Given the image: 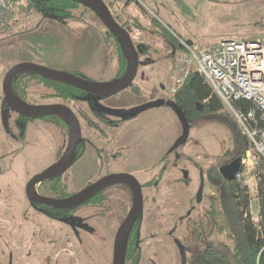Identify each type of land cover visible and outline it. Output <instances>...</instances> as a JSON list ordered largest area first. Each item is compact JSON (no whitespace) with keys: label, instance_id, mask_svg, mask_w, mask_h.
<instances>
[{"label":"rangeland","instance_id":"1","mask_svg":"<svg viewBox=\"0 0 264 264\" xmlns=\"http://www.w3.org/2000/svg\"><path fill=\"white\" fill-rule=\"evenodd\" d=\"M103 1L113 14L118 15L135 46L139 40L149 46L146 55H139V66L134 81L116 98L126 100L125 105L129 106L128 101H135L131 94L134 85L140 86L141 89L137 97L147 93L149 95L154 89L159 96L162 95L159 98V106L145 112L137 113L133 108H124L128 113L125 110L123 116L134 115V120L111 133V136L116 138L112 143L120 145L118 151L122 152L119 163L115 164L116 169L133 170L146 180L163 169L160 161L162 158L168 159L163 165L165 164L164 168L169 174L164 175L158 182V192L155 193L153 188L144 190L147 197H157L151 202L152 213L147 223L143 224V229L147 231V236L157 237L158 241L150 246L142 243L140 264H180L175 239H181L184 221L183 225L177 221L179 218L184 220L190 213L197 220L202 219L208 207V201L203 197L210 193V190L205 188L200 204L197 200L192 201L193 206L189 203L196 192L199 169L220 164L224 154L231 148V142L225 126L216 122H198L189 130L185 142L175 150H170V146L181 135L182 127L176 115L170 109L162 107L167 97L166 91H163L160 85L163 84L167 88L173 86L176 59L168 56L170 49L166 46L163 49L161 43L167 45L165 39L169 35L168 31L201 47L231 38L245 41L264 40V0H141L142 4L134 1L126 5L125 14L122 15L118 14L111 0ZM24 6L22 2L17 5L7 24L8 28L0 32V263L111 264V244L116 225L112 228L108 244L110 246H100L91 236L102 238V235L89 229L86 215L69 214L65 216L67 224H64L54 219L52 221L42 211L37 212L28 201L25 193L27 182L56 161L64 146H68L67 137L66 133L52 127L53 123L49 131L46 123L42 124L36 120L35 123L29 124L25 142L18 141V129L12 121L17 116L3 104L1 85L5 73L24 62L38 64L54 71H77L89 81L103 82L117 75V48L111 37L97 34L96 29L102 31L104 28L89 13L85 15L87 22L71 19L56 22L49 17L41 18L36 13L26 14ZM132 15L139 17L144 27L142 31L132 26ZM125 19L128 23L123 21ZM146 60L150 65L146 64ZM155 62L158 64L154 66ZM152 69L155 70L154 74L160 77L159 81L150 78ZM19 74L17 73L15 78H19ZM28 78V75L24 79L21 78L20 83L22 86L24 84L28 103L47 101L48 98L44 99L43 96L49 93L48 90L34 80L28 81ZM221 112L227 114L223 108ZM17 122L22 129V123L26 121L17 119ZM81 128L83 137L90 142H104L98 141L94 132L82 123ZM88 149L90 148L86 147L84 156L61 176L60 181L65 190L81 189L91 177L90 174H94L96 157ZM174 153L178 154L179 159ZM173 166L175 169L170 170ZM180 169L188 170L192 179L190 186L186 187L179 180L182 177ZM87 170L90 172L87 173ZM119 186L112 189L111 195L114 198V209L117 212L120 210L118 214L123 216L127 214L128 209L122 210ZM35 190L39 192L41 188L37 185ZM251 192L249 188L252 213L255 214L258 213V201ZM124 203L126 206L127 202ZM148 204L149 199L147 207ZM61 227H68L70 240L67 238V242L62 240L57 243L54 238L63 239ZM212 238L214 241L221 240L216 235ZM86 240L94 244L88 247ZM79 241L85 244L89 254L84 251L85 248Z\"/></svg>","mask_w":264,"mask_h":264},{"label":"trees","instance_id":"2","mask_svg":"<svg viewBox=\"0 0 264 264\" xmlns=\"http://www.w3.org/2000/svg\"><path fill=\"white\" fill-rule=\"evenodd\" d=\"M134 1L139 4L137 0H111L122 14H125L126 5ZM21 2L25 5L26 14L36 13L41 18L49 17L56 22L69 19L84 21L86 13L90 12L74 0H13L10 7L12 13ZM132 22V26L139 31L144 29L137 16L132 18ZM7 24L0 23V32L8 28ZM168 33L165 42L171 49H175L176 39L171 32ZM107 35L113 39L117 48L119 69L116 78H119L126 71L127 60L112 34L107 32ZM137 44L141 46L139 55H146L149 47L147 43L139 40ZM171 49L169 55L172 57ZM19 75V78H13L11 83L13 94L19 99L27 98L24 84H20L26 75L29 76L28 81L35 80L49 89L46 98L70 102L74 96V88L54 82L36 72L26 71ZM73 75L83 78L78 72ZM132 91H135L134 87ZM175 103L187 119L189 129L198 122H216L226 127L231 148L224 154L223 159L231 161L244 155L247 149L246 138L235 122L221 112L223 107L220 99L196 72L190 73L183 86L176 92ZM203 173L212 194L208 196V207L202 219L190 218L186 221L180 244L189 255L187 264H264V174H260L257 185L259 221L256 224L252 221L249 211L251 198L246 187L241 186L235 178L228 180L223 177L216 165L203 169ZM214 235L221 240L214 241ZM179 258L181 260L180 255Z\"/></svg>","mask_w":264,"mask_h":264},{"label":"flooded vegetation","instance_id":"3","mask_svg":"<svg viewBox=\"0 0 264 264\" xmlns=\"http://www.w3.org/2000/svg\"><path fill=\"white\" fill-rule=\"evenodd\" d=\"M87 13L91 14L92 17L95 20H97L102 25V27L104 28V29H102V31L99 29H96V30H98V31H96L97 34H104L105 36H108L107 32H109V30H107V28L103 25V23L91 11L87 12ZM111 14L113 15V17L117 21V23H119L123 28H125V25H123L119 21L118 15L117 14L115 15L112 12H111ZM75 21L78 22L80 20H75ZM80 22H87V21L85 19L84 21H80ZM93 29H94V27L92 28V30ZM136 45H139V44H136ZM177 50H178V47H176L175 49L172 48L171 51H172L173 56L171 57L169 54H168V56H170L172 59H175ZM118 64L119 63L117 60L116 74H117L118 69H119ZM74 72H77V71H74ZM74 72H70V73L73 74ZM116 77L117 76H115L114 79ZM83 78L88 80L85 76H83ZM57 83H60V82H57ZM61 84H63V83H61ZM64 85H66V84H64ZM67 86H69V85H67ZM160 86H161V89L163 91H166V97H167V98H165V104L164 105L162 104V107L166 108V109H170L167 106V102H169V101L175 102V94L173 97L170 96V94L168 93V88L163 84H161ZM43 87H44V85H43ZM69 87L74 88L73 90H75L74 96L71 98L70 102H62V101L56 100L54 98H48V100L44 101L43 103L38 102L37 104H33V105L62 104L64 106H67L73 112V114L75 115V117L77 118V120L79 122L80 135H81L80 141L78 142L76 150H75L74 159H73L71 165L68 168H66L64 171H62L61 173H59L55 176L44 178V179L40 180L38 183H36L33 187V190L35 191L36 194H38L40 196L48 197L51 199H65V198L70 197V196L80 192L81 190L89 187L90 185L95 184L96 182H98L104 178H107V177H112V176L115 177L118 175H128V176L132 177L140 186L141 195H142V210L139 213L136 220L134 221V223L131 226L130 231H129V236L127 239V247H126V252H125V264H140L141 257H142V248H141L142 243L145 242L146 245L150 246L151 244H154L156 241H158L156 239L157 237L154 238L152 235L147 236L146 235L147 231L143 229V224L147 223L148 217L152 213V212H150L151 211L150 207H152L151 202L154 201L157 197V195L147 197L144 193V190L146 191L148 189L153 188L155 193L158 192V182L160 180H162L161 178L164 175L169 174V173H167V169L164 168L165 164L163 165V162L164 161L167 162L168 159L162 158L160 160V161H162L161 165L163 166V169L159 170L158 174L152 175L150 177V179H146L148 181L143 180V178L140 175L136 174L133 170H127L125 168L116 169V168H114L115 164L119 163V161H120L119 159L122 156V152L118 151V149L121 148L120 145H117L116 143H112V142L116 141V138L111 136V133L113 131H118V128H121V126H123V125L131 122L132 120H134V118H135L134 115H131L128 117L123 116V112L126 110V109L124 110V108L135 109L137 106H140V105L145 104V103L153 102V101H157L158 102L157 106H159V104H160L159 98L162 95L159 96L160 94L154 89L152 93H154L155 95H152V93L148 95V93H147V94H145V96L140 95L139 97H137V94L138 95L140 94L141 89H140V86L134 85L133 87L135 88V91L131 90L132 91L131 94L133 95L135 101H133V102L128 101L127 104H129V106H127V105H125V103L127 102L126 100L122 101V99L116 98V96L118 94H120L122 91L120 93H117V94L112 95V96H100V95L88 93L84 90H81V89L73 87V86H69ZM44 88L47 89L46 87H44ZM47 90H48V92H50L49 89H47ZM43 97L45 99V95ZM94 97H96L97 99H94ZM142 97H144V98L141 99ZM138 99H140V100L138 101ZM20 100H22V99H20ZM2 101H3V104L5 106H7L4 102V99H2ZM22 101L28 103V98L23 99ZM28 104H31V103H28ZM157 106H155V107H157ZM151 108H153V107H151ZM151 108L139 111L137 113L145 112ZM12 112L15 113L17 116V118L16 117L13 118L12 121H13V124H15L16 128L18 129V133L16 136L18 141L21 140L22 142H25V134H26V130H27L29 124L35 123L36 120H39V121H41L42 124L46 123L45 125L49 126L48 127L49 131H50V127H51L50 125H52V123H53L54 125L52 127L58 128L59 131L66 133V137H67L66 140H67L68 146H66V145L64 146L60 155L58 156V158L56 159V161L54 163H56L61 158V156L67 151V149L69 147V137H70V123L67 120H65L59 116H56L54 113L43 114L40 116H28V115L16 113L14 111H12ZM125 112L128 113V110H126ZM173 114H174V112H173ZM17 119L26 121V122L22 123V126H23L22 129L20 128V126L17 122ZM81 123L88 130H91L92 132H94L95 137L98 139V141H104V142L103 143H98V142L94 143V142H90V140L83 137ZM22 133H23V135H22ZM20 135H22V136H20ZM117 142H118V140H117ZM86 147L90 148L88 150L91 153H93L96 157L95 158L96 163L94 164V168H95L94 174H90L91 177L87 179L85 185L81 189H78L76 191H67L63 188L64 184L60 181L62 178L61 176L71 166L76 165L77 162L84 156V154L86 153ZM171 147L172 146H170V148ZM175 155L178 158V154L174 153V156ZM229 161L230 160L223 159L222 162L216 166H218V168L220 170L221 165L226 163V162H229ZM175 164H174V166H175ZM119 166H120V164H119ZM174 166L170 170H174L175 169ZM89 172H90V170H87V173H89ZM179 172L182 174V177L179 180L184 185H186V187L190 186L192 184V179L190 178L188 170L180 169ZM144 181H146V182H144ZM37 185L39 186V188H41V190L39 192H37L35 190V187ZM117 185H120L119 187L121 188V197L119 198V201L123 202L122 203L123 204L122 210L128 209L127 214H125L123 216L118 214V212L120 213V210H118V212H117L114 209V205H113L114 198L111 195L112 189L114 187H116ZM201 186H202V191H201L200 198L198 199V192H199ZM205 188L210 190V193L205 194V197H203L206 201H208V196L212 194V191L208 186L206 176L203 173V169H199L197 186L195 188L196 192H195V195L193 196L192 200L189 201L191 206H193V204H192L193 200L195 202L197 200V203H199V204L201 203V198H202V195L204 194ZM25 193H26V187H25ZM133 199H134L133 189L130 186V184L127 183V181L124 180V178H123V179H118V180L114 179L110 183L101 186L87 200H85L84 202H82L78 205L72 206V207L61 208V207H56L54 205H49V204H44V203H34V204L31 203V204L37 210V212L42 211L51 220L54 219V220L60 221L61 223H64V224H67L66 223L67 220H66L65 216H67L69 214L70 215L71 214L72 215H76V214L86 215L85 220H87V225H88L89 229H92L93 232L97 231L98 235L99 234L102 235V238H99L97 236H91V238L96 239V241L100 244V246H110L108 244L111 240L112 228L116 225V233L112 239V244H111L112 250H113L116 234L118 232L119 227L123 223V221L129 215V212L132 208ZM148 199H149V204H148L149 207H147V200ZM124 201L127 202V204H126L127 207L125 206ZM122 210H121V212H122ZM189 212H192V211H189ZM190 218H194L191 216V213L189 215H187L184 220H181V218H179V220L177 222L179 224L183 225V221H184V228H185L186 221ZM172 224H175V223L172 222ZM175 226H177V225L175 224ZM67 231H69L68 227H61L60 233L62 232L61 236H63V239H61V237H60L59 240L57 238H54V240L57 243H58V241L61 242L62 240H63V242H64V240H66V242H67V238L70 240L69 234L67 233ZM142 235H143V237H141ZM169 236H170V238L172 237V235H169ZM71 238L73 239L74 236L73 237L71 236ZM180 240L181 239H178V240L175 239L179 255H180V246H181ZM86 241H88V240H86ZM78 243H80V245L85 248L84 251H87L89 254V251L86 250V247L84 246L85 244H82L80 241ZM91 244L93 245L94 242L93 243L91 241L87 242L88 247L92 246ZM74 245H76V243H74ZM184 252L186 254V264H187V258L189 257V255L186 251H184ZM64 255L67 256V254H64ZM180 262H181V260H180ZM86 264H92V263L87 262ZM111 264H114L113 255H112V263Z\"/></svg>","mask_w":264,"mask_h":264},{"label":"water","instance_id":"4","mask_svg":"<svg viewBox=\"0 0 264 264\" xmlns=\"http://www.w3.org/2000/svg\"><path fill=\"white\" fill-rule=\"evenodd\" d=\"M86 8H88L109 30L112 34L116 42L120 45L126 60L127 67L123 76L119 78H115L110 82H92L86 80L84 78H79L72 73L68 72H60L50 70L46 67H43L34 63H20L13 66L10 70H8L3 79H2V93L4 97V102L9 109L12 111L28 115V116H40L43 114L58 112L66 116L67 121L70 123V137H69V147L67 151L61 156V158L51 166H49L43 172L35 175L26 185V197L28 201L32 204L34 203H44L49 205H54L56 207H72L78 205L97 191L101 186L106 185L113 181L114 179H123L130 184L133 189V204L132 208L129 212L127 218L123 221L121 226L118 229V232L115 237V243L113 248V260L114 264H125V252L127 247V239L129 236V231L134 221L138 217L139 213L142 210V195L139 184L128 175H118L115 177H107L104 178L95 184L90 185L89 187L81 190L80 192L67 197L65 199H51L48 197L40 196L35 193L33 187L40 180L55 176L66 168H68L75 155V150L78 142L80 141V127L79 122L73 112L62 104H47V105H33L28 104L19 98H17L12 91L11 83L13 78L17 73H21L23 71H33L38 74L43 75L44 77L55 81L60 82L69 86H73L84 90L88 93L100 95V96H112L117 93H120L124 89L128 88L131 83L134 81L135 76L137 74L138 66H139V52L141 50L140 45H134L133 41L127 30L123 28L117 21L114 19L111 14L109 8L104 3L103 0H74ZM188 44H191L190 41H187ZM158 105L157 101L149 102L137 106L134 111L139 112L151 107H155ZM167 106L174 112L176 117L179 120V123L182 127L181 135L176 139L170 150H175L180 144L184 143L189 134V124L187 119L185 118L181 109L177 106V104L173 101L167 102ZM240 159L236 158L229 162H226L221 165L220 172L228 180H232L235 178V174L240 170ZM202 191V186L198 192V199L200 198ZM180 256L181 262L180 264H186V254L183 250V247L180 246Z\"/></svg>","mask_w":264,"mask_h":264},{"label":"built area","instance_id":"5","mask_svg":"<svg viewBox=\"0 0 264 264\" xmlns=\"http://www.w3.org/2000/svg\"><path fill=\"white\" fill-rule=\"evenodd\" d=\"M13 0H0V23L12 18ZM139 4L141 0H137ZM174 64V84L170 96L183 86L190 73L196 72L210 86L224 111L246 138L247 149L240 157V170L235 179L251 189L256 197L260 174H264V40L223 39L211 46L188 44L178 34ZM243 104L245 106H243ZM249 211L252 221L259 217Z\"/></svg>","mask_w":264,"mask_h":264},{"label":"crops","instance_id":"6","mask_svg":"<svg viewBox=\"0 0 264 264\" xmlns=\"http://www.w3.org/2000/svg\"><path fill=\"white\" fill-rule=\"evenodd\" d=\"M112 5H113L114 7H116L113 3H112ZM108 8H109V7H108ZM116 9H117V11H118V14H119V15H122V13H121L120 10L118 9V7H116ZM110 11H111V10H110ZM133 17H135V16L132 15V18H133ZM138 18H139V17H138ZM123 21L126 22L127 19H125V20H123ZM139 21H140V20H139ZM140 23H141V22H140ZM182 38H183V37H182ZM140 39H141V38H140ZM84 40L86 41V39H84ZM138 40H139V39H138ZM143 40H145V38H144ZM132 41H133V40H132ZM141 41H142V40H141ZM86 42H87V41H86ZM137 42H138V41H137ZM145 43H146V42H145ZM159 43H160V42H159ZM161 45H162L163 49H164V46H166L168 49H170L169 46H168V45H165L164 43H161ZM212 45H213V44H212ZM209 46H211V45H209ZM200 47H201V46H200ZM206 47H208V46H206ZM167 54H169V53H167ZM167 54H166V55H167ZM145 62H146V64H149V65H150V62H149V61L146 60ZM156 64H158V62L153 63L154 66H155ZM151 65H152V63H151ZM116 67H117V65H116ZM152 70H153V71L150 72V76H151L150 78H153V79L159 81V80H160V77H159L157 74H156V75L154 74V71H155L154 69H152ZM113 79H114V78H112V79H108V80H105V81H103V82H110V81H112ZM258 211H259V207H258ZM255 215H258V213H255Z\"/></svg>","mask_w":264,"mask_h":264},{"label":"bare ground","instance_id":"7","mask_svg":"<svg viewBox=\"0 0 264 264\" xmlns=\"http://www.w3.org/2000/svg\"><path fill=\"white\" fill-rule=\"evenodd\" d=\"M54 114H55L56 116H59V117L65 119V120H67V118H66L63 114H61V113L54 112Z\"/></svg>","mask_w":264,"mask_h":264}]
</instances>
